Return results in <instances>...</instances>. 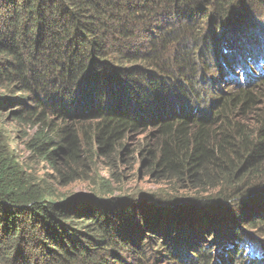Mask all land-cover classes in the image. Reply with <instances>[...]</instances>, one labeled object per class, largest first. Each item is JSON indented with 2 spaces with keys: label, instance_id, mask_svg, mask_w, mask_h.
Masks as SVG:
<instances>
[{
  "label": "trees",
  "instance_id": "trees-1",
  "mask_svg": "<svg viewBox=\"0 0 264 264\" xmlns=\"http://www.w3.org/2000/svg\"><path fill=\"white\" fill-rule=\"evenodd\" d=\"M260 2L0 0V264H264V254L249 257L250 244L237 241L248 236L264 250V204L242 202L264 191L253 178L264 173V102L253 108L264 99V78L211 97L214 86L200 87L209 78L195 74H208L210 56L227 64L231 46L233 61L239 50L260 48L251 32L259 23L247 11ZM260 76L247 72L246 81ZM238 107L249 126L237 119ZM6 124L28 129L26 159ZM143 129L154 176L197 192L218 188L215 199L188 198L181 209L240 215L249 206L246 220H215L217 247L194 240L182 223L168 224L159 207L106 197L101 176L88 195L56 189L85 179L94 157ZM39 163L52 181L32 169Z\"/></svg>",
  "mask_w": 264,
  "mask_h": 264
},
{
  "label": "rangeland",
  "instance_id": "rangeland-1",
  "mask_svg": "<svg viewBox=\"0 0 264 264\" xmlns=\"http://www.w3.org/2000/svg\"><path fill=\"white\" fill-rule=\"evenodd\" d=\"M247 11L248 13L252 14L253 17L251 18L253 19L252 22H258L261 24L264 21V0H262V2L259 3L258 9H255L253 7L252 9H247ZM245 30L249 31V29L247 28H245ZM253 30L255 32L257 31V33L253 34V36H256V38L260 40L261 44L264 46V24L262 25L257 24V27ZM238 38H239L238 44L243 45V43L245 42L243 36L240 35L238 36ZM225 44L226 43L223 42V44L220 47L221 50L224 49V46H226ZM239 47L241 48V46ZM229 49H230L229 53L223 52V54L228 56L232 55L231 53L232 46ZM237 56L241 57L238 63L244 62L240 50ZM217 58L218 60L212 56L207 58V62L205 65L208 71L207 75L205 69H203L198 73H195L196 79L207 80L206 76L209 78L210 83L204 82L200 87L202 89H208L214 86V91L211 92V97L218 94L217 91L218 88L229 91L235 89L236 87L256 86L259 84L260 79L264 77V71H263L262 75L258 79L256 77L251 82L245 81L246 72L252 73L253 76L258 75V70L256 69L257 66H260L261 68L264 67L263 60H260L256 63L248 60L246 62L247 66L244 68V70H242L239 67H233L232 69H230V71H226V74L222 75L223 67L221 65L223 64V62L220 57ZM199 63L200 61L198 62V64ZM255 70L257 72L256 74H254ZM214 75L217 76L215 77ZM230 77L234 78L233 82H229V81L223 82V80H227ZM181 82L182 85H184L185 87H189V88L193 87L192 86L193 80H191L190 78L181 77ZM263 102H264L263 97L257 96L256 105L253 106V108L262 107ZM199 108L200 105H198V109ZM239 109L240 108L238 107L236 110V115L241 117L240 119L239 118L237 119L240 122L247 124L249 126V121H247L248 115L244 116L243 114L240 113ZM191 115L194 116L195 113H191ZM5 127L7 133L11 137L15 138V141L12 142V147L14 146L16 147L17 149L16 155L19 157L20 160L26 159L28 157V153L24 148V141H25L24 139H25V133L28 132V129L26 130L25 127L15 126L14 124H6ZM147 130L143 129L129 133L126 137H124L120 147H118L116 150L109 153L107 156L94 157L93 160L94 162L90 165H87L84 170L85 171L84 175L86 177L85 179H82L81 177L76 179L75 181L60 186L57 183H55L56 189L67 195H71V194L88 195L93 193L96 184L99 183V176H101L108 183V188H107L108 192L105 194L106 197H108V195H112V196L127 198L128 201L135 200L140 204H144V207H146V209H147L146 205H154L155 207H159L163 209L165 213L164 216L165 219L169 220L168 224H178V222L182 223L183 228L194 230L195 232L193 234L194 240L202 237L203 244L207 246L214 245V247H217L216 245L217 238L221 236L220 234H218V230H220L218 228V225L220 224L217 223L215 220L218 219L217 221L220 222L222 217H224V219L228 218L230 220H232L233 218L235 219L236 217V219L240 222L249 218L250 213L248 209H246L247 207L251 205L259 206L264 204V191L259 190L256 191L258 192V194L253 192L248 197L245 196L243 197L242 202L245 203V205H249V206H245V209L243 208V211L241 212L240 215L236 213L233 215L231 211L228 212L227 209H222L218 207L214 209L217 210L216 214H214V212L208 213L205 209L202 208H199L201 211L198 212H192L194 209L193 210L181 209L183 207V202H179V201H185L186 199L188 200V198H191L194 201L196 199H209V198L215 199L214 197L216 196L218 188L208 187L207 188L208 190L205 189L204 191L197 192L195 190L187 188V183L173 184L171 182H168V180H162L161 178L154 176V174H152L151 172V168L148 166V164H145L144 162L146 159L145 149L147 145L151 143V141L147 139V133H148ZM32 167H33L32 169L36 171L39 176H43L49 181H52L51 180L52 170L49 168L48 164L46 163L32 164ZM253 178H258L260 182L264 183V173L261 174V176H257ZM247 182H250V179H248ZM221 189H223L225 192L229 194H232V196H234L237 191L236 189L233 188L225 189L222 187ZM149 195H152L153 199L151 196L148 197ZM237 196H239V194ZM193 200H191L190 202H194ZM239 209L241 208H238V210L236 211L240 212L241 210ZM178 210H180L179 212H181V214L176 212ZM216 215L219 218H216L215 217ZM200 231L202 233H199ZM243 232H245V230L243 228H240L238 233H243ZM209 233L212 234L209 235ZM254 233L258 234L256 230H254ZM262 238L264 239L263 235ZM242 240L245 245L252 244V240H250L248 236H245L241 239H237L238 242H241ZM257 244H254L253 246H256L258 248ZM213 251L215 250L213 249ZM240 258L247 259L246 256H240Z\"/></svg>",
  "mask_w": 264,
  "mask_h": 264
},
{
  "label": "clouds",
  "instance_id": "clouds-1",
  "mask_svg": "<svg viewBox=\"0 0 264 264\" xmlns=\"http://www.w3.org/2000/svg\"><path fill=\"white\" fill-rule=\"evenodd\" d=\"M262 24H264V22H262L261 24L259 23V25H262ZM256 27H257V25H255L253 29H255ZM253 31L254 30H252V32ZM256 33H257V31H256ZM254 37H256V36H254ZM223 42L226 43L225 40H223ZM258 45H260V48H255V49L251 50L250 51L251 52V55H250V52L249 51L245 52L244 54L241 51L242 57L244 59V62H241V63H238V61L241 59V57H238L237 56V58H235L236 60L233 61V57H231V55H229V56L226 55L224 58H227L226 60H228V63L221 65L223 67L222 75L225 74L226 71H230V69H232L233 67H239L242 70H244V68L247 66L246 65V62L248 60L249 61H252L254 63H256V62H258L260 60H263L264 61V46L261 44L260 40H259V42L255 46H258ZM248 46L253 48V46H251V45H248ZM229 52H230V49H227L224 53H229ZM231 53H232V51H231ZM257 70L260 72V75H262V72L264 71V67L261 68L260 66H257ZM251 75H253V74L251 73ZM262 78H264V77H262ZM246 80L247 79L245 77V81ZM254 244H257V242H255L253 240L252 241V244H250V246L248 248V252H247L248 256L249 257H256V256L262 257L263 254H264V250H263L262 246L258 243L257 244L258 245V248H257L256 246H253Z\"/></svg>",
  "mask_w": 264,
  "mask_h": 264
}]
</instances>
